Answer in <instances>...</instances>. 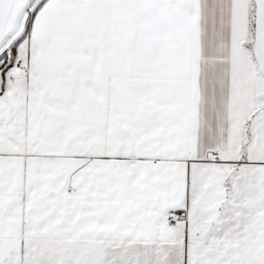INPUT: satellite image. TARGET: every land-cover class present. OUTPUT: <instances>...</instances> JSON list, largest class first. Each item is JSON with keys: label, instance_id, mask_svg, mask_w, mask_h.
Returning a JSON list of instances; mask_svg holds the SVG:
<instances>
[{"label": "snow or ice", "instance_id": "1", "mask_svg": "<svg viewBox=\"0 0 264 264\" xmlns=\"http://www.w3.org/2000/svg\"><path fill=\"white\" fill-rule=\"evenodd\" d=\"M0 264H264V0H0Z\"/></svg>", "mask_w": 264, "mask_h": 264}]
</instances>
